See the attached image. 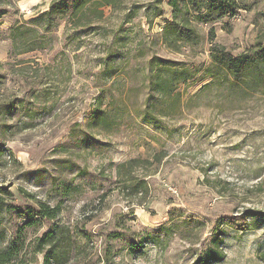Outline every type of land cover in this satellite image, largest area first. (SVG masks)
<instances>
[{
  "label": "rangeland",
  "instance_id": "1",
  "mask_svg": "<svg viewBox=\"0 0 264 264\" xmlns=\"http://www.w3.org/2000/svg\"><path fill=\"white\" fill-rule=\"evenodd\" d=\"M50 2L0 0V251L16 242L10 264H43L36 240L57 227L73 240L66 264H200L215 235L225 258L211 264H262L264 218L244 230L226 220L264 214V79L234 78L210 52L264 51V0L192 18L195 41L175 50L162 41L167 0H123L85 28L57 19L49 47L16 55L10 31ZM158 75L174 78L171 96L153 90ZM95 109L114 126L94 127ZM134 159L145 162L132 173L144 194L116 176ZM37 201L61 213L23 225Z\"/></svg>",
  "mask_w": 264,
  "mask_h": 264
},
{
  "label": "trees",
  "instance_id": "2",
  "mask_svg": "<svg viewBox=\"0 0 264 264\" xmlns=\"http://www.w3.org/2000/svg\"><path fill=\"white\" fill-rule=\"evenodd\" d=\"M123 0H51L49 9L42 12L38 17L30 21V25L14 26L10 31L11 49L16 55H23L30 52L42 51L50 46V39L45 32L57 26V19H66L69 28H85L95 21H100L104 8L119 5ZM167 6L171 10L172 20L167 21L162 31V41L172 50L178 49V42L195 41L196 32L190 27V21L194 18L200 23L214 21L226 15L233 16L238 9L236 0H167ZM4 14L0 11V17ZM264 51H254L249 55L232 57L229 53L214 46L210 52V59L219 68L225 69L234 78L243 77L245 74L258 80L264 79V64H261L259 55ZM180 76L189 77L180 73ZM174 78L158 75L154 81V89L160 97L171 96L174 89ZM90 121L94 127L110 129L114 125L109 120L107 113L100 109L93 110ZM157 161H160L158 159ZM144 161L134 159L116 166L115 172L119 180L124 182V187L129 189L131 194H144L147 191L145 181L138 180L132 176L135 166L144 164ZM5 188L0 189V194L6 193ZM32 197V196H31ZM34 198V197H33ZM32 215L23 212L26 220L23 225H32L36 220L34 217L44 221H51L61 213L58 206L50 207L47 204L36 202V208ZM264 218L259 211H246L239 219L226 220L227 224L237 230H244L249 227L247 221ZM34 221V222H33ZM215 235L211 241L213 247L199 259L200 264L219 263L224 260V252L221 250L223 240ZM37 251L44 257L43 264H66L71 258L73 251V240L70 232L62 228H55L47 231L37 238ZM16 242L11 241L9 245L0 251V264H10L16 253ZM259 260L264 264V247L258 255Z\"/></svg>",
  "mask_w": 264,
  "mask_h": 264
}]
</instances>
